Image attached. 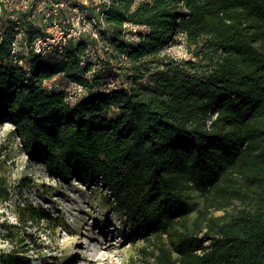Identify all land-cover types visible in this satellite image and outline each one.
<instances>
[{
    "label": "trees",
    "instance_id": "16d2710c",
    "mask_svg": "<svg viewBox=\"0 0 264 264\" xmlns=\"http://www.w3.org/2000/svg\"><path fill=\"white\" fill-rule=\"evenodd\" d=\"M108 1L97 38L26 58L30 72L10 63L14 25L0 20V120L54 178L105 189L142 243L127 264H264V0ZM127 25L145 28L130 47ZM178 37L187 59L163 54ZM98 41L128 88L73 105L44 89L58 74L97 87L80 64Z\"/></svg>",
    "mask_w": 264,
    "mask_h": 264
},
{
    "label": "rangeland",
    "instance_id": "374dc122",
    "mask_svg": "<svg viewBox=\"0 0 264 264\" xmlns=\"http://www.w3.org/2000/svg\"><path fill=\"white\" fill-rule=\"evenodd\" d=\"M27 1L31 6L37 5V0ZM60 1L69 2V7L72 3L53 0L55 4ZM83 1L89 9L84 19L90 21L96 17L95 8L100 4L95 0ZM33 13L36 17L37 13ZM61 13L68 17L71 11L63 8ZM132 29L131 25L125 27L127 34L122 42L127 47L132 45ZM176 40L163 54L187 59L183 38ZM113 56L109 42H92L88 47L81 66L82 77L90 86L94 78L99 80L91 91L61 74L45 81L43 86L48 92H62L70 105L95 92L128 88L130 82L115 68ZM105 61L114 66L111 72ZM29 206L44 217L35 216V221L22 225L20 214L25 212L29 217ZM12 226L19 228L9 235L6 228ZM141 244L137 231L126 225L98 182L87 187L75 180L62 182L54 178L42 164L28 158L11 122L0 120V264H127L136 258ZM7 254L13 256L11 263L1 259Z\"/></svg>",
    "mask_w": 264,
    "mask_h": 264
},
{
    "label": "built area",
    "instance_id": "2783aa9c",
    "mask_svg": "<svg viewBox=\"0 0 264 264\" xmlns=\"http://www.w3.org/2000/svg\"><path fill=\"white\" fill-rule=\"evenodd\" d=\"M95 1L99 2L100 6L95 8L96 17H92L89 21L84 19L89 9L87 5L85 6L86 1L83 0H72L70 7L69 2L60 1L55 4L53 0H39L34 9L27 0H0V20L11 21L14 25L10 63L30 72L31 68L25 63L26 58L38 56L46 61L61 59L64 47L69 41L80 42L87 35L97 38L98 32L105 30L104 13L110 2L108 0ZM67 7L72 14L70 17H64L60 13L63 8ZM32 9L33 12L40 14L39 21L34 13H28ZM28 24L39 27L42 33L34 35L29 40L26 30ZM132 27L131 33L134 35L145 31L144 27Z\"/></svg>",
    "mask_w": 264,
    "mask_h": 264
}]
</instances>
